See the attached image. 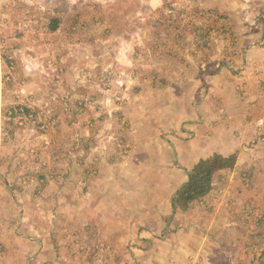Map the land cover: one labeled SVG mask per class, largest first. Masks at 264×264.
I'll return each mask as SVG.
<instances>
[{
    "label": "rangeland",
    "instance_id": "374dc122",
    "mask_svg": "<svg viewBox=\"0 0 264 264\" xmlns=\"http://www.w3.org/2000/svg\"><path fill=\"white\" fill-rule=\"evenodd\" d=\"M214 154L236 165L173 214ZM262 253L264 0H0V264Z\"/></svg>",
    "mask_w": 264,
    "mask_h": 264
},
{
    "label": "trees",
    "instance_id": "16d2710c",
    "mask_svg": "<svg viewBox=\"0 0 264 264\" xmlns=\"http://www.w3.org/2000/svg\"><path fill=\"white\" fill-rule=\"evenodd\" d=\"M59 23L60 20L54 18L52 24L55 25L51 30H57ZM236 158L235 154L230 156L214 154L199 160L191 169L187 170L186 179L170 198L173 214L189 210L193 204L201 202L209 195L213 190L216 174L222 170L233 169L236 165Z\"/></svg>",
    "mask_w": 264,
    "mask_h": 264
}]
</instances>
